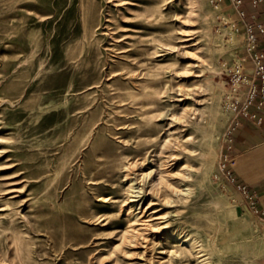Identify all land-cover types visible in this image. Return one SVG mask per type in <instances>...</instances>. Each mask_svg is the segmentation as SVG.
Returning <instances> with one entry per match:
<instances>
[{
    "label": "rangeland",
    "instance_id": "rangeland-1",
    "mask_svg": "<svg viewBox=\"0 0 264 264\" xmlns=\"http://www.w3.org/2000/svg\"><path fill=\"white\" fill-rule=\"evenodd\" d=\"M221 15L209 0H0V264H198L185 234L207 264H264V221L231 187L235 214L217 202L225 89L205 121L193 86L225 84L241 36ZM158 170L172 187L151 186Z\"/></svg>",
    "mask_w": 264,
    "mask_h": 264
},
{
    "label": "built area",
    "instance_id": "built-area-1",
    "mask_svg": "<svg viewBox=\"0 0 264 264\" xmlns=\"http://www.w3.org/2000/svg\"><path fill=\"white\" fill-rule=\"evenodd\" d=\"M215 9H229L224 23L230 24V35L241 36L235 57L225 67V87L222 94L223 109L229 114L228 125L223 134L224 150L220 153L217 177L225 185H231L240 195V204L259 220L264 221V207L258 196L239 178L234 168L235 156L229 154L235 129L244 118L259 124L260 112L264 110V19L259 13L245 8L247 1L254 8H264V0H209ZM224 151V152H223Z\"/></svg>",
    "mask_w": 264,
    "mask_h": 264
},
{
    "label": "crops",
    "instance_id": "crops-1",
    "mask_svg": "<svg viewBox=\"0 0 264 264\" xmlns=\"http://www.w3.org/2000/svg\"><path fill=\"white\" fill-rule=\"evenodd\" d=\"M249 12H256L264 19V8L246 4ZM261 122L240 119L233 133L229 154L237 158L236 173L249 189L258 196L259 205L264 207V110L260 112Z\"/></svg>",
    "mask_w": 264,
    "mask_h": 264
},
{
    "label": "bare ground",
    "instance_id": "bare-ground-1",
    "mask_svg": "<svg viewBox=\"0 0 264 264\" xmlns=\"http://www.w3.org/2000/svg\"><path fill=\"white\" fill-rule=\"evenodd\" d=\"M156 8V7H155ZM157 9V8H156ZM159 11V10H158ZM153 12V11H152ZM155 13H157L156 11H155ZM222 16V19L223 20H226V18L225 17H223V15H221ZM231 39V38H230ZM199 86L200 87V89L202 90V91H204V92H207L208 94V96H207V98H206V100L209 102V105H208V107H207V112H206V115H204V120L205 121H208V120H217L218 118H217V113H218V109H217V105H216V103H215V99H216V97H218V96H220L219 94H216L217 92H216V88L218 87V86H221V87H223V89H225V91L227 90V88L225 87V84L224 85H222V81H219V83L217 82V83H214L213 81H210V80H208L206 77H202V78H199V79H196V80H194V82H193V86ZM141 91V90H140ZM143 92V91H142ZM224 92V91H223ZM131 93V96L133 97V98H135V99H139V98H142V96H140V94H137V93H134V92H130ZM144 98V97H143ZM138 101V100H137ZM141 103V102H140ZM202 116V115H201ZM201 116H200V118H201ZM206 134L205 135H207V134H210L211 133V131H207V132H205ZM235 164V163H234ZM234 167H235V165H234ZM151 172L152 171H150V172H148V173H145L143 176L145 177V176H147V175H150L151 174ZM164 172H165V170H158V172H157V178H156V180L155 181H153L152 182V187L153 186H155V185H166V187H172V185L170 184V183H168L167 182V176L166 175H164ZM133 184H132V180H130V187H133L132 186ZM226 187V191H227V193L226 194H223V195H221V196H219V198H218V200H217V202H218V204L219 205H225L227 208H228V211L232 214V215H234L235 214V212L237 211V209H236V204H233V203H231L230 201H229V199L230 198H233V199H235L234 198V195H233V192H232V189H233V187L231 186V185H228V187L227 186H225ZM232 189H231V188ZM179 191L180 192H183V193H185V190H183V189H179ZM99 200H106L105 199V197L104 196H99ZM83 210V209H82ZM12 212H14V211H12ZM12 212L10 213V214H12ZM7 214H9V213H7ZM127 215H128V217L130 216V219H129V222H131V223H133V224H135V223H137V222H140L141 221V216H140V213H135L134 212V210L131 208V207H128V209H127ZM7 216V215H6ZM10 216V215H9ZM13 216V215H12ZM15 216V215H14ZM13 216V217H14ZM151 214L150 215H148V218L146 219V221H150L151 220ZM10 218V217H9ZM11 219V218H10ZM9 219V220H10ZM12 220V219H11ZM10 223V222H9ZM8 223V224H9ZM12 224V223H11ZM11 224H9V225H11ZM142 224H144V223H142ZM254 224V223H253ZM150 226H151V224H149ZM10 226H8V228H9ZM264 228V227H263ZM159 229H164V232H165V237H171V236H173L174 235V231L172 230H170V229H168V224H164V225H162L161 226V228H159ZM133 230H135V228L133 227L132 228V233H133ZM134 234V233H133ZM133 234H131V235H133ZM264 234V233H263ZM177 245L176 246H182V245H185V247H183L184 248V250H182V249H180V250H182L183 252H188V253H193L195 256H196V258L198 259V264H207L208 263V261H207V259H205V258H201L202 256H203V252H207L208 253V251H207V249H206V247H205V245H204V242H200L199 243V240L198 239H196V238H194V237H192L191 235H189V234H185L184 235V237H180L179 239H177ZM177 251V250H176ZM181 251V252H182Z\"/></svg>",
    "mask_w": 264,
    "mask_h": 264
}]
</instances>
